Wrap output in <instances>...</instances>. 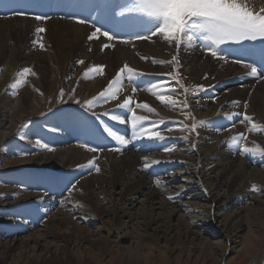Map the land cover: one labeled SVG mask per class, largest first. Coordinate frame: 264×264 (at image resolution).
I'll return each instance as SVG.
<instances>
[{"label": "bare ground", "instance_id": "1", "mask_svg": "<svg viewBox=\"0 0 264 264\" xmlns=\"http://www.w3.org/2000/svg\"><path fill=\"white\" fill-rule=\"evenodd\" d=\"M7 1L11 3L14 10L19 11L20 3L23 4V7H30L33 0H18L20 3L17 0ZM34 1L44 8L49 2V0ZM94 3H97L96 7L93 9L86 7L79 13L75 12L71 16L73 19L49 17L38 21L30 15L24 16L21 13L6 18L0 16V71L2 66L7 68L0 75V143L14 133L21 121L38 115L45 108L44 95L46 93L50 94L58 90L60 94L63 90L64 95L75 94L78 100L89 99L105 89L109 81L115 78L116 73L125 64L139 73L133 76L131 81L125 76L123 88L117 93V99L106 101L102 99L95 103L96 110H99L103 117L102 123L112 124L113 131L129 140L127 145L121 146L110 138L113 143L109 144L111 148L108 152L100 150L87 153L84 149L75 146L56 149L57 145L54 146V143L60 140L47 137L43 143H47L48 147L53 149L52 151L45 150L48 152L13 158L11 161L4 159L0 152V162H4L7 169H12L15 167L14 165H25L27 162L58 169L83 168L78 170V174L73 178V182H78V184L70 195L76 200L75 203H72L73 208L83 209V211L69 210V214L64 213L62 217L56 218L54 224L50 222L54 218L40 217L39 214L36 215L34 208L30 211L26 207L28 205L26 203L38 200L43 189L39 188L41 192L40 190L36 192L26 186L16 189L6 187L0 189V195L15 194L14 199L7 202L6 205L9 206L5 205L6 208L10 207L7 211L8 214L0 218V237H12L0 243V263L6 255L10 256V251L16 250V247H40L42 246L41 242L46 241L43 248L47 258L45 256V259L42 260L32 259V264H52L54 262L70 264L72 260L76 264H89L93 259L89 250L78 249L77 252H74L69 249L71 243L82 242H89L99 250L101 247L98 245L102 244L116 248L117 251L114 254L118 255L117 264H146L151 256H160L162 252H165L161 247L152 248L144 244L147 239L153 240L154 234L157 236L155 232H153L154 234L148 232L153 224L162 229L164 238L169 234V231H174L176 239L172 243H176V246H184L186 241L204 244L207 256L213 249H218L221 257L228 253L254 255L260 248L264 251V239L254 238L248 220L242 229L241 225L237 223L239 222V220L237 221L238 216L243 214V217L247 219V215H252L255 210L253 207H241L242 209H237L231 214L220 213V211L212 213L211 207H209L205 212L194 216L204 223L212 224L213 219L214 222L224 227L227 232L226 237L231 235L230 231L239 228L244 230L239 244L229 248L228 244L214 245L212 241L203 238L199 231L190 226V221H195L192 216H186L176 208L153 216V211L132 213L127 208L115 207V205L132 200L138 194L144 196V204H160L164 207V197L169 195L175 197L179 193H185V188L192 185V179L187 177L191 170H193L194 179H198L197 190H200L199 196L203 200L210 198L214 204L222 203L223 200L219 198L218 192L223 187L228 188V193L224 197L225 203L221 204L222 207L227 208L236 195L251 193L253 185L264 190V172L261 169L248 168L245 162L240 159L241 157L238 158L237 155V157H233L232 151L228 149V143H226L228 138L241 133L252 143L258 144L264 139V131L249 132V127H243L241 123V116L244 114L252 117L253 123L264 126V43L256 40L242 41L236 46L222 45L221 55L226 59H217L205 52L201 41H197L196 44L189 47L177 48L175 42L169 44L160 36H152L151 39H136L137 36L150 35L148 29L152 28V23L141 13L129 10L134 4V0H93L90 4ZM107 4H110L109 11L101 9L96 20H107L110 23L107 31L115 38L108 41L106 37L98 34L97 37L90 40L89 36L95 31V28L91 26V23L96 21L94 17L92 18L93 11L96 8H104L103 5ZM247 6L255 12H259L261 8H264V0H247ZM78 20H87L88 23H78ZM37 28H43L45 31L37 34ZM104 31L101 30V32ZM124 40L129 42H121ZM35 41H39V43H35ZM40 43L44 45L43 49H41ZM104 44L109 46L103 47ZM259 47L261 54L259 58H255L254 51ZM173 56L177 57V61H172ZM141 57H145V59H141ZM153 60L166 63H153ZM77 61H83V63H77ZM246 64L257 67L258 75L255 77L247 75L250 69L245 67ZM101 65L104 66L103 74L90 73L87 78L83 77L87 69ZM25 68H30L36 75L18 76L17 73ZM10 73L12 77L29 79V83L20 89L16 99L4 95V87L7 84L6 81L9 80ZM182 82L185 87L193 88L195 91L189 97L190 107L197 116L207 117L206 124L214 127V133L206 131L202 133L201 137L199 136L201 144L199 147L195 146L198 148V150L196 149L198 152L190 153L192 152L190 146H181L176 150L174 146L168 145L166 142L164 145L151 143L147 146L130 143L145 142L151 132L147 129L148 132L145 135L134 138V131L138 130L131 128V131H127V129L125 131V126H131L129 118L132 113L117 107V104L122 103L126 96H130L132 98L131 109L137 115L147 117L141 123V127L146 129V124L151 121L148 116L150 112L146 109L136 108L135 105L147 103L154 109V103L160 101L147 89H154L159 94L171 95L175 100H183L185 91L180 87ZM177 85L179 89L176 88ZM196 86H203V90H199ZM133 88L137 90L133 92ZM14 100H16L15 104L12 103ZM215 112L218 114L217 116L220 115L218 123H214L211 117ZM114 114L123 117L125 123L112 120L110 117ZM230 114H232V118L228 119ZM249 126L251 127L250 123ZM52 129L62 135L64 139H88L99 145V133L88 127L83 117L59 115L52 118ZM167 132V130L159 131L160 135H166ZM224 140L225 142H223ZM116 148L120 150L114 151L113 149ZM125 148L129 153L122 152ZM165 148L173 150L165 151ZM144 152L150 153L146 156L158 160L160 163L152 165L148 170H142L144 164L142 157H145L142 153ZM89 160L95 161L93 166L79 167L87 165ZM95 166L100 169L99 172L94 169ZM177 166H183V170L180 174L176 173L171 182L161 179L162 172L163 174L170 172V168ZM184 167L188 168L184 170ZM229 172L231 175H228ZM212 176H215L213 180H211ZM156 179H160L165 187L158 188L154 183ZM175 181L181 182V185L185 187L184 190L175 191ZM56 182L54 183L56 184ZM60 185L62 184L60 183ZM104 186L109 189H103ZM95 188L100 189L96 195L93 194ZM117 188H120L118 193L116 192ZM251 195L252 200L255 199L257 205L261 206L260 210L264 214V196L258 199L253 194ZM78 204L82 206H77ZM160 208L158 206V209ZM101 212L109 217V220L102 222L103 226H108L106 240L105 238L94 239L93 231H89L84 225H81L83 220H86L85 218L93 216L94 219ZM122 218L128 219L123 221ZM172 221H175L176 224L172 225ZM132 229L134 231L136 229L135 234ZM258 230L263 233L264 237V220ZM97 231L100 232L101 229ZM118 231L122 234L118 235L117 239H112V234ZM214 231L218 232L217 229ZM190 236H192L191 239H189ZM46 238L50 240H44ZM53 240H60L61 246L55 245ZM125 241H129L128 247L126 252L121 254L119 250L123 245L121 246L120 243ZM176 246L167 247V251L176 252L179 249ZM61 252L64 253L63 256H57ZM180 252L181 250H179ZM263 255L264 252L261 253V257L259 256L260 258H254L250 264H260V262L264 264V259L261 260Z\"/></svg>", "mask_w": 264, "mask_h": 264}, {"label": "rangeland", "instance_id": "2", "mask_svg": "<svg viewBox=\"0 0 264 264\" xmlns=\"http://www.w3.org/2000/svg\"><path fill=\"white\" fill-rule=\"evenodd\" d=\"M3 17L6 18L5 16ZM6 69L7 68L5 66H2L0 75L2 71H5ZM9 75H10L9 80L6 81L7 84L4 87V95L9 98L16 99L18 98L20 89L25 87L29 83V79L25 77L24 78L16 77V76L12 77L11 73ZM17 80L22 81V84L15 89L10 88L9 85L16 83ZM183 83L184 82H182V84ZM176 88L179 89L178 85ZM188 89H189L188 91L189 93L184 92L183 100L174 99L176 101L175 106L168 105L166 101L164 103H162L161 101L154 103L153 107L155 111L148 113V116L151 121H149L146 124V129H149L150 132H159V131L164 132L165 130H167L168 132L166 133V135H161L163 137V140L162 139H159V140L152 139L151 140L150 138H148L147 143L141 142L143 145L147 146V145H150L151 143H159V144L163 143L164 144V142H166V144L174 146L176 150L181 148V146L183 147L190 146L191 151H192L190 153L196 154L198 152L197 147H199L201 144L199 139L202 136V133L206 131L214 133V127L209 126L207 124L203 127L198 126L195 131H192L191 126L193 123H198L199 121H207L206 120L207 117L197 116L196 112L192 109V107H190L189 102H188L189 97L195 91L193 88H188ZM59 92L60 91L56 90V92L54 91L53 93H50V94L46 93L44 95V99L46 100L45 101L46 105L44 106L45 108H43V110H41V112L38 115L29 117L21 121L15 128L14 133H12L11 136H9L8 138H6L4 141L0 143V152L2 153V156L4 159H10L11 161V159L13 158L16 159L20 157L21 158L29 157V156L37 155L39 153L48 152V151H45V149L44 150L41 149L36 144L37 139H39L41 143H43L45 142L46 140L45 138L47 137L57 138L60 140L58 141L59 144H57L58 142L54 143V146L57 145V148L54 147L56 149H64L65 147H68V146H75L77 148L84 149V151H86L87 153H92V151H88L87 148L85 149V147H81L82 144H87L89 147L97 148L98 151L102 150L101 152H108L110 150L111 146L109 144L113 143V141L111 142V139H110L111 137L107 135L104 129L105 127H108L111 129L112 125L102 123V120H103L102 115L99 113V110H96L95 104L93 105L94 107L92 106L91 108H88L84 106V102L88 98H85L83 100H78L75 94L74 95L73 94L71 95L63 94L62 95L63 97H62L59 94ZM89 99H92V98H89ZM77 101H79V103H77ZM15 102L16 100H14L12 103L15 104ZM185 104L187 106H185ZM59 115H67V116L76 115V117L83 116L86 119V122L88 123L89 127H91L94 131L96 130L97 133H99L98 134V137L100 139L99 145H96L95 143H93L92 141L88 139H71V138L64 139L62 135L57 134V131L55 132L52 129V118H55ZM213 115H211V117H212V120H214V123L220 122L218 119L220 115L217 116L218 114H216V112ZM243 115L244 114H242V116ZM242 116H241V121L244 120V117ZM234 123L236 124V122ZM260 123H263V122H260ZM21 125H26V127H21ZM242 125L243 127L246 126L250 128L249 123L247 121L242 123ZM260 125L263 126V124H260ZM97 128L99 131L97 130ZM228 140L229 138L226 141ZM245 140L247 141V143ZM245 140H242L241 143L246 144L247 146H250V147L253 146L252 141L247 139V137ZM263 141L264 139H262L258 143L261 147H264ZM223 142H225V140ZM44 144H47V143H44ZM228 149L232 151L233 157H237V156L238 158L241 157L240 159L245 162L248 168L250 169L257 168V169H261V171L264 172V169H263L264 167L263 159L264 158H261L260 156H252V155L243 156L237 147L235 148V146H232L229 144H228ZM127 151H128L127 148L122 150L124 154L129 153V151L128 152ZM142 154L146 156V155H149L150 153L144 152ZM4 164H5L4 162H0V189H3L5 187L16 189L17 187L26 186L27 188H32L36 192H39V190L41 192V189L44 190L43 191L44 193L42 192L40 194L41 196L38 198L37 201L34 200L32 203H26L25 202L26 200H24V202L28 204L26 207L29 208L30 211H32L33 208L35 209L34 212L36 213V215L39 214L40 217H43V218L45 217L54 218L53 220L52 219L50 220L51 224H54L56 218L62 217L64 213L69 214L70 211H73V209H75L73 208L72 203H75L76 200L73 199L70 195L74 189L73 185H75V188H76V185L78 184V182H73V178L76 174H78V170H81L83 168L79 169L75 167L76 169L75 168L74 169H60V168L58 169L56 167L53 168L52 166L45 167L41 165H35L32 162H27L25 163V165H21V166L14 165L15 167H13V165H10L13 168L7 169V166H4ZM182 168L183 166L182 167L177 166L174 168H170L169 169L170 172H167L164 174L162 172L161 179L171 182L173 178L175 177L176 173L180 174V172H182L183 170ZM187 168L184 167V170H186ZM94 169L96 170V166ZM141 172L144 173V171H141ZM192 173H193V170H191L190 173L187 175V177H189L190 180L192 179L193 181L192 185L189 186L188 188L183 187L181 185V182L175 181V184H174L176 187L174 188L175 191H178L179 189L184 190L185 188V193L184 192L179 193L177 196L174 197L173 200H169L167 197H164L163 198V202L165 203L164 207L160 204H155V205H151L150 203L144 204V196L142 194L136 195L135 198L130 200L131 202L126 201L125 203L115 205V207L127 208L132 213H141L142 211L143 212L153 211L152 212L153 216L157 213L160 214L163 211H169L172 208H176L178 211H180L181 213H184L186 216H192V219L195 221H190V226H192V228H194L195 230L199 231L203 238H207L208 240L212 241L214 245L224 243L226 245L228 244L227 245L228 248L232 245L234 246L235 244L238 245L239 241L241 240L245 232L244 230L242 231L241 229L243 228V225H245L246 220H248V223L250 224L253 230L254 238L264 239V237L262 236L263 233L259 232L258 230L259 225H261V222L264 220V214L260 210L262 209L261 206L257 205V202L255 201V199L252 200L253 198L250 197V195L253 194L255 198L260 199V197L264 196V190L251 191V193L249 192L248 195H246V193L242 195H236L237 198L235 197L231 201L230 205H228V207L226 208L225 206L222 207L221 204L225 203L224 197L226 196V193H228V188L223 187L218 192L219 198L223 200L221 201L222 203L219 202L218 204H214L210 200V198L207 200H203L202 197L199 196L200 190H197L198 189L197 186L199 185L198 179H194V176ZM228 175H231V173L229 172ZM213 177L215 178V176H212L211 180L214 179ZM30 179H32L31 183L28 181ZM40 180H42L44 183L40 182ZM55 181H57L56 184L54 183ZM60 183L62 185H60ZM237 183L239 182L237 181ZM70 189L72 190L69 191ZM103 189H109V188L104 186ZM119 189L120 188L116 189L117 193L119 192ZM186 190H187V193H186ZM98 191H100V189L95 188L93 190L94 192L93 194L96 195ZM14 196H15L14 193L12 195H7V194L0 195V218L8 214L7 211L10 209V207L6 208L7 206H9L6 204L7 202L13 200ZM158 206L161 208L158 209ZM22 207H25V206L22 205ZM152 207L154 210L152 209ZM209 207H211L210 209L212 210V213L220 211V213L223 212L227 214L234 213L237 209L239 210L245 207H253L255 210L253 211L252 215L251 214L247 215V219L243 217V214L238 216L237 221L239 220V222L237 223L241 225L240 227L241 229L240 228L237 229L238 231L237 230L230 231L231 235L229 237H226L227 232L224 229V227H222L217 222H214L213 219H212V224H211V223H204L201 220L199 221L197 217L196 218L194 217L196 214L205 212L206 209ZM87 208L89 209V207ZM79 211H83V209L74 210V212H79ZM99 216L96 217L97 219L96 218L93 219V216L85 218L86 220L85 221L83 220L81 225H84L85 228H87L89 231H93L94 239L99 240L101 238L102 239L105 238L106 240V231L108 229L107 228L108 226H103L102 222L104 220H109V217L105 216L102 212L99 214ZM127 219L128 218H122L123 221L124 220L126 221ZM171 224L175 225L176 222L172 221ZM152 228H155V230H152ZM152 228L149 229L148 232L151 234L155 232L157 236L153 233L154 234L153 240L147 239L145 240L144 244H146V246H151L152 248H154L155 246L161 247V249L165 250V252H162L160 256L159 255L151 256L149 258V262L146 264H250L254 258H260L261 253L264 252L260 248V250L256 252V254L254 255L246 256V255L237 254V253H228V255L221 257L220 251L218 249H213V251H211L210 254L207 256V254H205L204 244L200 245V244H195V242L193 241H186L184 246L182 245L176 246V243H172V241L176 239V234H174V231L172 232L169 231V234H167V236L164 238L162 237L164 232L161 231L162 229L160 227L156 226V224H153ZM98 229H101V231L100 232L97 231ZM215 229H217L218 232L214 231ZM132 230L134 231V229ZM135 231L133 232V234H135ZM120 234L122 233H120L119 231L116 233L114 232L111 238L117 239L120 236ZM10 237L11 236L0 237V243H2L5 239L8 240L12 238ZM191 238L192 236L189 237V239ZM44 240H50V239L46 238ZM53 243L58 246H61L62 244L60 240H53ZM128 243L129 241L120 243L121 246L123 245V247L120 248L119 253L124 254L126 252ZM41 244L42 246L34 247V248L32 246L31 247H16V250L10 251V256L7 257L6 255L2 259V262L0 264H32L31 263L32 259L33 260L37 258L39 260L45 259L46 254L44 252L43 245L46 244V241H42ZM98 246L101 247L100 250L97 247L91 245L89 242L73 243V244L71 243L69 245V249L74 252H77L78 249L89 250L91 255L93 256L92 262H90L89 264H117L116 260H117L118 255L114 254L117 251L116 248L109 247L103 244L101 246L100 245ZM169 246L171 247L176 246L179 249H177L176 252L174 253L170 251L168 252L167 247ZM179 250H181L180 253H179ZM63 254L64 253L61 252L60 254H57V256L61 257L63 256ZM263 259H264V255L262 256L261 260ZM52 264H57V263L54 262ZM70 264H76V262L72 260Z\"/></svg>", "mask_w": 264, "mask_h": 264}, {"label": "snow or ice", "instance_id": "3", "mask_svg": "<svg viewBox=\"0 0 264 264\" xmlns=\"http://www.w3.org/2000/svg\"><path fill=\"white\" fill-rule=\"evenodd\" d=\"M130 11H135L141 13L144 17L152 23V28L148 29L150 35L137 36L136 39H151L152 36H160L164 41L172 44L175 42L177 48L189 47L196 44L197 41L203 42V47L206 53L211 54L217 59H226V57L221 55L223 49L222 45L226 43H239L242 41H264V8H261L259 12L251 10L247 6V0H134V4L129 9ZM36 20L48 19L47 16L37 15L34 17ZM78 23H88L87 20H78ZM154 29V31H153ZM45 29L37 28L36 33H42ZM102 35L107 38L108 41H112L115 37L108 31L101 32L100 28H95V31L91 33L89 39L97 37V35ZM123 43H128L129 41H121ZM39 43V41H35ZM108 44H104L103 47H108ZM41 49L44 45L40 43ZM145 59V57H141ZM172 61H177V57L173 56ZM239 62V61H234ZM77 63H83V61H77ZM153 63H166L165 61H155ZM104 66H93L87 69L83 77L87 78L90 73L103 74ZM246 68L250 69L247 75L257 76L258 69L252 64H246ZM31 74L33 76L36 73L32 72L30 68H25L21 72H18V76H24ZM136 70L125 64L117 73L112 81H109L108 86L103 89L97 96L90 100L84 102V106L91 108L95 103L100 100L117 99V93L123 88V79L125 76L131 81L133 76L138 75ZM175 79V77H173ZM179 83V81H177ZM22 84V81L17 80L16 83L9 85L10 88H17ZM180 87L184 88L185 93L189 91L187 87L180 84ZM199 90H203V86H196ZM137 89L133 88L132 91L135 92ZM153 95L157 96L162 103L167 101L170 106H175L176 101L171 95L159 94L154 91V89H147ZM75 91V89H73ZM173 91H175L173 89ZM60 95H63V90H61ZM79 103V101H77ZM235 103V102H234ZM132 98L126 96L122 103H118L117 107L131 111V117L129 118V123L134 130V138L136 136H143L147 129L141 127V123L147 119L146 116L137 115L133 109H131ZM185 106H187L185 104ZM136 108L146 109L148 112H153L147 103H137ZM247 107V105H245ZM114 121L120 123H125V119L120 115L114 114L110 117ZM228 119L232 118L230 114ZM249 122L251 127L248 129L249 132L264 131V126L252 122V117L245 115L244 120ZM206 121H199L198 123H193L191 128L195 131L198 126L203 127L206 125ZM21 127H26V125H21ZM104 131L109 137H111L119 145L124 146L129 143V140L125 136L118 134L112 129L105 127ZM150 139H163L159 132H151L149 134ZM246 136L244 134H238L236 136L230 137L227 143L229 145L235 146L239 149L242 155H252L260 156L264 158V147L253 142L252 147H248L246 144H242L241 141L245 140ZM36 144L41 148L48 151L53 149L49 148L47 144L41 143L37 139ZM81 147L87 148L88 151L96 152L97 148L89 147L87 144H82ZM114 151H119V148L113 149ZM165 151H172L171 148H165ZM144 161L143 169L148 170L152 165L159 164L160 161L151 159L150 157H142ZM94 160H89L87 165L79 166H93ZM96 171L99 172L100 169L96 167ZM158 188H163L165 185L160 179L154 181ZM75 188V185H73ZM70 189L69 191H71ZM253 191H259L260 189L256 186H252ZM178 195V194H177ZM169 200H173L174 197L169 195L167 197ZM82 206V205H77Z\"/></svg>", "mask_w": 264, "mask_h": 264}]
</instances>
